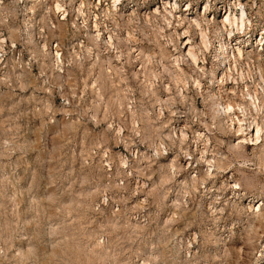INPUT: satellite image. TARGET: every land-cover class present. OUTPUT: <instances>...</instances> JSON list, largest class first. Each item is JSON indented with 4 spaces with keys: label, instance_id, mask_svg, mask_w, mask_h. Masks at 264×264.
Segmentation results:
<instances>
[{
    "label": "rangeland",
    "instance_id": "1",
    "mask_svg": "<svg viewBox=\"0 0 264 264\" xmlns=\"http://www.w3.org/2000/svg\"><path fill=\"white\" fill-rule=\"evenodd\" d=\"M166 1L0 0V264H264V121L231 147L176 20L238 0Z\"/></svg>",
    "mask_w": 264,
    "mask_h": 264
},
{
    "label": "built area",
    "instance_id": "2",
    "mask_svg": "<svg viewBox=\"0 0 264 264\" xmlns=\"http://www.w3.org/2000/svg\"><path fill=\"white\" fill-rule=\"evenodd\" d=\"M252 4V9L233 1L219 5L220 15L233 12L239 20L235 18L217 31L210 49L223 102L232 105L233 121L244 119L245 126L264 121V22L253 11L255 0Z\"/></svg>",
    "mask_w": 264,
    "mask_h": 264
},
{
    "label": "bare ground",
    "instance_id": "3",
    "mask_svg": "<svg viewBox=\"0 0 264 264\" xmlns=\"http://www.w3.org/2000/svg\"><path fill=\"white\" fill-rule=\"evenodd\" d=\"M113 2H115V3H117L119 0H112ZM165 1V2H164ZM160 2H161V4H163V3H169L170 4V2H168V1H166V0H160ZM238 4L241 6L242 5V2L240 1V0H238ZM171 5V7L173 8V9H176V8H178L179 7V5H178V2L177 1H175V3L172 5V4H170ZM178 5V6H177ZM60 4H57V6H56V8L57 9H60ZM167 7H165L163 10H165ZM211 5L209 4V2L207 1V3H205V5L203 6V9H202V11H200V13L202 14V16H204L203 18H205L206 17V20H210L211 22H213V21H215V19L216 20H218L219 22H220V29L221 28H224L225 27V25L226 24H228V23H230L232 20H234L235 18L237 19V20H239V17L238 16H236L233 12H230L229 14H227L226 16H225V14H226V12H224V13H222L221 15H219L218 17H220V19H218L216 16H210V10H211ZM155 11V10H154ZM190 9L189 8H187V10L185 11V12H187V15H190ZM160 13L158 10H156L155 11V13ZM166 12V11H165ZM169 12V11H168ZM168 12H166V13H168ZM171 12V11H170ZM174 12V11H173ZM165 13V14H166ZM170 14V13H169ZM244 14H245V11L244 10H242V12H241V15L242 16H244ZM166 16V15H165ZM164 16V17H165ZM179 16V15H178ZM177 16V17H178ZM184 16V15H183ZM208 16H209V18H208ZM167 17V16H166ZM179 18H181L180 16L178 17V19H176L177 20V22L179 23V26L181 25V27H182V29H183V32H182V39H185V41H183V46H182V48L186 51V54L188 55V58L190 59V61L192 62V64H193V66L194 65H197L198 64V59H199V57H198V55H197V53H196V47H197V45L196 44H194V42H192L191 41V39H190V35H192L191 33L192 32H194V31H196L197 32V34L199 35V37H200V42H199V46L201 47V48H203V50H205L206 51V53H209L210 52V49L212 48V46H213V40L210 38V35H209V31L208 32H206L205 31V28L204 27H202V23H201V21L200 20H198L196 17H190V19H189V22L188 23H190L188 26H187V28H185L184 29V24H182L183 23V21H182V18L181 19H179ZM184 18H187V17H184ZM180 20L182 21V23L180 24ZM205 20V19H204ZM130 21V20H129ZM175 21V20H174ZM96 22V21H95ZM170 22V21H169ZM172 22V21H171ZM177 22H176V24H177ZM207 22V21H206ZM170 24V23H169ZM174 24V23H173ZM168 25V24H167ZM97 26V25H96ZM96 26H94V27H96ZM168 27V26H167ZM185 27H186V25H185ZM95 29V28H94ZM219 29V30H220ZM218 30V31H219ZM98 33V32H97ZM174 33V32H173ZM180 34H178V35H180ZM97 36H100V34L98 33L97 34ZM109 37H107V42H106V46H107V48H113V47H115L114 46V41H113V36H111V35H108ZM129 37V36H128ZM133 37V36H132ZM131 36H130V38H132ZM163 37V36H162ZM177 37V36H176ZM127 38V37H126ZM134 39V38H133ZM127 40V39H126ZM137 40V39H136ZM178 40V39H177ZM134 42V41H133ZM167 42V41H166ZM177 42V41H176ZM172 44V43H171ZM172 46H173V44H172ZM198 46V47H199ZM107 50V49H106ZM206 63V60L204 61V63L203 64H205ZM180 69V68H179ZM210 82H212L213 83V85H214V83H215V81H213V80H211ZM197 83V82H196ZM195 83V84H196ZM200 87V86H199ZM214 87V86H213ZM220 89H219V87L217 86V89L214 91V95H215V97L219 100V102H220V104H221V115H220V117H223L224 119H227V120H229V122L230 123H228V124H226L227 123V121L226 120H224V119H222V121H226V131H228L231 135H232V137H234L235 138V140H236V142L235 143H233V145H231V147H233L234 149H236L237 151L239 150H241V151H243V152H246V148H247V145H251V146H256V145H259V144H261V142H262V127L259 125V123H257L256 125H254V126H250V125H247V126H245L244 124H243V121H244V119L242 120V119H240V118H237V121H233L234 119H233V115L231 114V108H232V105L230 104V103H228V104H225L224 102H223V99H222V96L220 95V91H219ZM181 96H183V94H180ZM224 124V123H223ZM235 124L237 125V128H235ZM185 126V125H184ZM244 127H247L248 129H249V131H247V129H245ZM185 127H181L180 129H179V136H180V139H183V140H186V138H187V134H186V132H185V129H184ZM176 131V130H175ZM228 135V134H227ZM198 136H200V137H205V138H207V140H206V142H207V144L206 145H204V146H206L205 147V149H204V151H202L201 153V161L200 162H203V163H205V166L207 167V169H208V171H209V173L210 174H213L214 172H215V170H218V169H220L221 168V165H220V163L218 162H216L214 159L215 158H213L212 157V160H209L208 159V155H207V152H208V143L210 142L209 140V138L208 137H206V135L205 134H202V133H198ZM182 140V141H183ZM210 147V146H209ZM188 155H190V153L188 152L187 153V155L186 156H188ZM243 155V154H242ZM212 156V155H211ZM244 157V156H243ZM187 160H188V163H187V166H188V164H190V160H191V157H188L187 158ZM174 166V165H173ZM227 166V165H226ZM230 166V165H229ZM225 167V166H224ZM223 168V167H222ZM225 168H227V167H225ZM229 168V167H228ZM224 169V168H223ZM220 171V170H219ZM216 173V172H215ZM218 173V172H217ZM209 174V175H210ZM228 180V179H227ZM228 184V183H227ZM235 184V183H234ZM232 185V184H231ZM236 185V184H235ZM235 188H237V186H235ZM260 209H259V207L258 208H256L255 209V211H259Z\"/></svg>",
    "mask_w": 264,
    "mask_h": 264
}]
</instances>
